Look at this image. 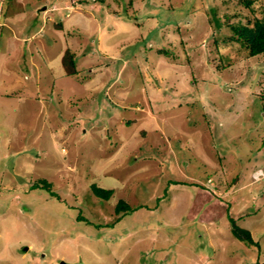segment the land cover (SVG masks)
Here are the masks:
<instances>
[{
	"label": "rangeland",
	"instance_id": "rangeland-1",
	"mask_svg": "<svg viewBox=\"0 0 264 264\" xmlns=\"http://www.w3.org/2000/svg\"><path fill=\"white\" fill-rule=\"evenodd\" d=\"M256 17L264 0H0V264H264V54L227 39Z\"/></svg>",
	"mask_w": 264,
	"mask_h": 264
},
{
	"label": "trees",
	"instance_id": "trees-1",
	"mask_svg": "<svg viewBox=\"0 0 264 264\" xmlns=\"http://www.w3.org/2000/svg\"><path fill=\"white\" fill-rule=\"evenodd\" d=\"M135 0H129V3H133ZM247 6L251 7L253 4V0H243ZM213 18L215 19L217 25L220 27L222 25L220 19L216 16L215 9L212 8ZM232 33L229 36V40L239 42L247 47L248 53L250 56H255L259 54H264V17H256L253 20H250L249 24L244 23H235L231 25ZM160 52L168 53L167 50L162 49ZM62 64L68 75H74L78 72L77 66V57L75 53L71 49H67L62 56ZM259 143L264 147V135L261 137ZM171 181V180H170ZM171 182L180 183V181ZM33 188H45L52 195L60 198V196L52 190L51 184L46 179H40L33 183ZM93 193L102 199H109L114 192L113 188H104L98 186L97 184H93L91 186ZM138 207H142L139 205ZM137 207H132L128 202L124 199L118 201L116 205V212H125L128 210L136 209ZM79 219H83L87 222H90L87 218L81 215H78ZM231 228L233 233L240 237L242 240L247 241L250 244L259 245V242L255 241L252 233L249 229L243 228L239 226L234 219L231 220Z\"/></svg>",
	"mask_w": 264,
	"mask_h": 264
},
{
	"label": "water",
	"instance_id": "water-1",
	"mask_svg": "<svg viewBox=\"0 0 264 264\" xmlns=\"http://www.w3.org/2000/svg\"><path fill=\"white\" fill-rule=\"evenodd\" d=\"M62 264H66V263L62 262Z\"/></svg>",
	"mask_w": 264,
	"mask_h": 264
}]
</instances>
